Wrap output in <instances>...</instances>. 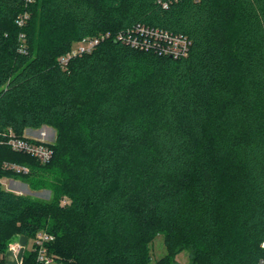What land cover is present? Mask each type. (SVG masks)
<instances>
[{
	"label": "trees",
	"instance_id": "obj_1",
	"mask_svg": "<svg viewBox=\"0 0 264 264\" xmlns=\"http://www.w3.org/2000/svg\"><path fill=\"white\" fill-rule=\"evenodd\" d=\"M138 23L186 36L187 54L110 37L59 63L81 38ZM43 124L56 130L47 163L2 142ZM3 177L52 197L0 184V249L43 228L65 264H175L181 249L191 264H260L264 0H0Z\"/></svg>",
	"mask_w": 264,
	"mask_h": 264
},
{
	"label": "built area",
	"instance_id": "obj_2",
	"mask_svg": "<svg viewBox=\"0 0 264 264\" xmlns=\"http://www.w3.org/2000/svg\"><path fill=\"white\" fill-rule=\"evenodd\" d=\"M27 16L25 12L17 18L19 26L25 23ZM110 37L121 40L134 48L153 49L159 53L171 54L174 57L186 55L190 45V40L182 34H173L138 23L129 27L126 32L119 31L114 34L109 31L99 32L81 38L59 57V63L62 66L66 65L70 59L93 51L102 40ZM2 135L5 137L2 142H5L11 150L28 154L42 164L47 163L52 157L53 149L50 145L52 142L43 129L37 130L35 134H24L23 132L22 136H16L9 128ZM3 167L16 173L28 172L26 165L16 162L5 161ZM6 178L8 177L0 178V184L2 179ZM19 182L13 178L9 179V184L12 183V185ZM7 190L11 189L8 188ZM54 241L55 235L43 228L37 229L33 234L18 233L0 249V264H65L63 258L53 249ZM260 246L264 249V240ZM259 263L264 264V257L259 259Z\"/></svg>",
	"mask_w": 264,
	"mask_h": 264
},
{
	"label": "rangeland",
	"instance_id": "obj_3",
	"mask_svg": "<svg viewBox=\"0 0 264 264\" xmlns=\"http://www.w3.org/2000/svg\"><path fill=\"white\" fill-rule=\"evenodd\" d=\"M23 14H19L21 16ZM18 24V23H17ZM19 26V24H18ZM40 127L43 128L44 131L47 132L48 139L51 142H55L56 138V130L54 127L48 124H43ZM47 174L50 175L49 169H47ZM9 177L6 179H2L1 186L4 189H11L10 191L16 193V194H23L27 195L29 197H34L40 200L48 201L52 197V190L49 187H32L27 181L22 179L13 178L15 180L20 181L19 183L12 185V183L9 184ZM7 186H9L7 188ZM15 188V189H14ZM63 199H65V202H61L62 205L68 204L71 200L68 198V196H64ZM164 236L162 234H158L154 237L152 242L150 243V253H151V261H155L158 258L162 257L165 254L166 247L164 245ZM31 243V241H30ZM174 263L175 264H191V254L188 249H181L174 255Z\"/></svg>",
	"mask_w": 264,
	"mask_h": 264
},
{
	"label": "crops",
	"instance_id": "obj_4",
	"mask_svg": "<svg viewBox=\"0 0 264 264\" xmlns=\"http://www.w3.org/2000/svg\"><path fill=\"white\" fill-rule=\"evenodd\" d=\"M39 129H43L42 127H39V128H25L24 130V134H35L37 130ZM15 185V183L13 184Z\"/></svg>",
	"mask_w": 264,
	"mask_h": 264
}]
</instances>
